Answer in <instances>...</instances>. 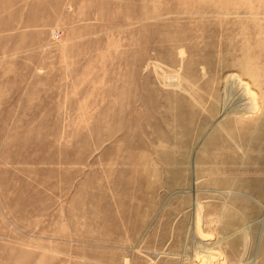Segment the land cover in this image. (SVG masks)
Masks as SVG:
<instances>
[{"label":"rangeland","instance_id":"rangeland-1","mask_svg":"<svg viewBox=\"0 0 264 264\" xmlns=\"http://www.w3.org/2000/svg\"><path fill=\"white\" fill-rule=\"evenodd\" d=\"M0 264H264V0H0Z\"/></svg>","mask_w":264,"mask_h":264}]
</instances>
